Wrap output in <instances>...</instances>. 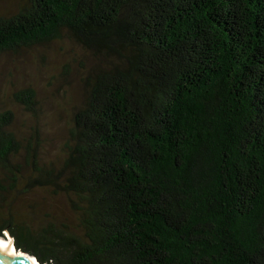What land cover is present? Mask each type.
I'll return each mask as SVG.
<instances>
[{
    "label": "trees",
    "instance_id": "1",
    "mask_svg": "<svg viewBox=\"0 0 264 264\" xmlns=\"http://www.w3.org/2000/svg\"><path fill=\"white\" fill-rule=\"evenodd\" d=\"M62 38L93 61L85 95L60 165L0 109V235L41 264H264V0H23L0 12V53ZM15 98L35 110L33 88ZM51 188L70 195L76 224L3 204L8 190Z\"/></svg>",
    "mask_w": 264,
    "mask_h": 264
},
{
    "label": "rangeland",
    "instance_id": "2",
    "mask_svg": "<svg viewBox=\"0 0 264 264\" xmlns=\"http://www.w3.org/2000/svg\"><path fill=\"white\" fill-rule=\"evenodd\" d=\"M22 1L0 0V12L11 14L19 9ZM86 52L74 41L62 38L45 46L0 53V109L14 112L12 128L20 137L32 138L34 142V135L39 134L41 158L46 162L55 161L60 165L66 154L73 110L85 95L82 70L93 64ZM26 87L36 91L35 110L28 111L15 98V93ZM26 167V174L32 172ZM5 176L0 168L2 185L9 187ZM16 191L8 190L4 205L35 204L39 219L54 211L62 220L77 223L70 195L54 188L29 193Z\"/></svg>",
    "mask_w": 264,
    "mask_h": 264
},
{
    "label": "water",
    "instance_id": "3",
    "mask_svg": "<svg viewBox=\"0 0 264 264\" xmlns=\"http://www.w3.org/2000/svg\"><path fill=\"white\" fill-rule=\"evenodd\" d=\"M3 236V235H0ZM12 235L7 234L3 237H8ZM10 242L9 245L4 246L0 245V264H36L30 257H35V255L24 251L22 249L17 248L18 251H13V242L12 239L9 237ZM14 241V238H13ZM15 244V243H14ZM16 246V245H15ZM36 261L39 260L36 258ZM40 263V262H39ZM41 264V263H40Z\"/></svg>",
    "mask_w": 264,
    "mask_h": 264
},
{
    "label": "bare ground",
    "instance_id": "4",
    "mask_svg": "<svg viewBox=\"0 0 264 264\" xmlns=\"http://www.w3.org/2000/svg\"><path fill=\"white\" fill-rule=\"evenodd\" d=\"M9 237L12 239V242H13V251H18L15 244H14V241H13V238L11 236H8V237H3V236H0V245H4V246H7L9 245V242H10V239ZM36 264H40L38 261H36V258L33 256V257H30Z\"/></svg>",
    "mask_w": 264,
    "mask_h": 264
},
{
    "label": "snow or ice",
    "instance_id": "5",
    "mask_svg": "<svg viewBox=\"0 0 264 264\" xmlns=\"http://www.w3.org/2000/svg\"><path fill=\"white\" fill-rule=\"evenodd\" d=\"M5 235H7V233H5Z\"/></svg>",
    "mask_w": 264,
    "mask_h": 264
}]
</instances>
